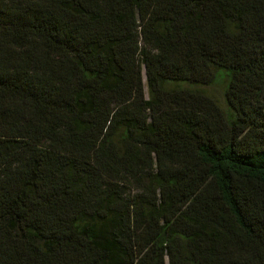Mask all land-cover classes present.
I'll return each instance as SVG.
<instances>
[{
	"label": "trees",
	"instance_id": "16d2710c",
	"mask_svg": "<svg viewBox=\"0 0 264 264\" xmlns=\"http://www.w3.org/2000/svg\"><path fill=\"white\" fill-rule=\"evenodd\" d=\"M0 264H264V0H0Z\"/></svg>",
	"mask_w": 264,
	"mask_h": 264
},
{
	"label": "rangeland",
	"instance_id": "374dc122",
	"mask_svg": "<svg viewBox=\"0 0 264 264\" xmlns=\"http://www.w3.org/2000/svg\"><path fill=\"white\" fill-rule=\"evenodd\" d=\"M209 96L217 101L221 108L227 110L226 100H225V84H217L212 87L205 88ZM128 132L126 128H121L116 131L113 141L118 145V147L123 150V145L128 141Z\"/></svg>",
	"mask_w": 264,
	"mask_h": 264
}]
</instances>
